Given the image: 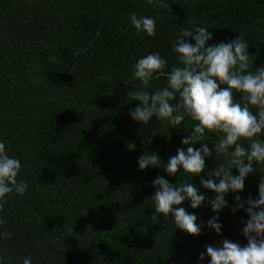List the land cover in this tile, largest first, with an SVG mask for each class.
I'll return each mask as SVG.
<instances>
[{"label":"trees","instance_id":"obj_1","mask_svg":"<svg viewBox=\"0 0 264 264\" xmlns=\"http://www.w3.org/2000/svg\"><path fill=\"white\" fill-rule=\"evenodd\" d=\"M0 264H264V0H0Z\"/></svg>","mask_w":264,"mask_h":264}]
</instances>
